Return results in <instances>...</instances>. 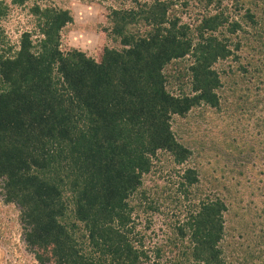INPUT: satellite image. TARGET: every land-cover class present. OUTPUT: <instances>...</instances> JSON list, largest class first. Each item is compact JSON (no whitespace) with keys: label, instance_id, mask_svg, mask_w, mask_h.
<instances>
[{"label":"trees","instance_id":"obj_1","mask_svg":"<svg viewBox=\"0 0 264 264\" xmlns=\"http://www.w3.org/2000/svg\"><path fill=\"white\" fill-rule=\"evenodd\" d=\"M13 6L33 21L13 44L0 28L1 194L37 262L264 264V230L233 250V192L202 185L172 128L220 107L217 63L244 25L264 24V0H120L106 15L115 44L94 55L62 48L69 8L0 0V23Z\"/></svg>","mask_w":264,"mask_h":264},{"label":"rangeland","instance_id":"obj_2","mask_svg":"<svg viewBox=\"0 0 264 264\" xmlns=\"http://www.w3.org/2000/svg\"><path fill=\"white\" fill-rule=\"evenodd\" d=\"M47 2L69 8L73 17L62 31V48L77 47L94 55L103 45L115 44L105 31L106 15L109 6L120 5V0ZM32 21L28 6H13L0 23L4 40L15 43L20 31L30 28ZM243 28L232 36L233 42H240V48L233 47V54L217 63L223 82L218 90L220 107L205 106L200 116L192 114L172 121L177 138L194 148L193 160L202 171V185L212 183L220 189L225 182L231 188L235 204L226 213V225L232 232L227 237L238 252L246 241L254 240L248 234H262L264 230L259 217L264 205V50L261 54L251 49L256 42L260 47V40L264 41V24L261 28L259 24ZM166 70L171 71V66ZM168 170L164 167L161 171V181L168 177ZM18 214L14 204L3 201L0 181V264H39L26 246ZM155 221L152 229L158 233L152 235L151 242L161 232L162 219L156 215Z\"/></svg>","mask_w":264,"mask_h":264}]
</instances>
